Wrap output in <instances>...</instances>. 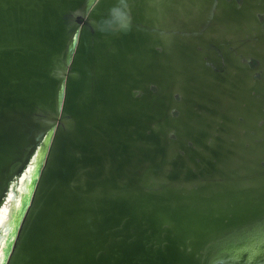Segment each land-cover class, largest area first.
<instances>
[{"label": "water", "instance_id": "water-1", "mask_svg": "<svg viewBox=\"0 0 264 264\" xmlns=\"http://www.w3.org/2000/svg\"><path fill=\"white\" fill-rule=\"evenodd\" d=\"M223 1L0 0V205L51 135L4 264L242 253L229 234L264 221V105L216 59L264 58V37Z\"/></svg>", "mask_w": 264, "mask_h": 264}, {"label": "flooded vegetation", "instance_id": "flooded-vegetation-1", "mask_svg": "<svg viewBox=\"0 0 264 264\" xmlns=\"http://www.w3.org/2000/svg\"><path fill=\"white\" fill-rule=\"evenodd\" d=\"M244 5L252 7L253 13L257 14L256 20L252 21V33L254 35H260L261 37H264V0H224L222 2V6L225 10L218 11L217 13H239L238 10L242 9ZM230 38L232 37H229L228 39L230 40ZM198 48L200 49V51L202 50L201 46H198ZM256 50L259 51V47H257ZM253 52L254 51L250 50L248 47H240L237 44L231 43L229 45L224 44L222 46V49H219V51H217L218 56L216 61L219 62L217 64H220L221 70L226 73L228 71H234L235 74L238 73V75L240 76L244 74V80H246L247 83L251 82L252 86L257 87L259 91H261V94L258 93L257 95V100H259V102L264 105V58L260 53L256 54V51V53H254L259 57H254ZM237 55L240 58V64L236 68L231 67L233 66V63H235V65L238 64L236 58L235 60L233 58ZM227 63H229L228 66H226ZM253 68L258 69L255 70L254 74L251 71V69L253 70ZM176 97L179 98L178 95H176ZM262 110H264V106L262 107ZM173 113H177V110L173 109ZM257 225L259 227H244L239 231L236 230L232 234H229V238L230 240H232L231 244L234 246L236 245V247L233 249L234 252L241 251L242 253L240 255H234V259H232L231 262L228 263L243 264V261L249 263V260L245 259H247L248 256L252 253L253 246H264V221L258 223ZM253 228L255 229L254 232H252ZM251 240H255L253 244H250L249 241ZM245 241L246 243L243 244L242 242ZM240 242L242 243L241 246L238 245V243Z\"/></svg>", "mask_w": 264, "mask_h": 264}, {"label": "bare ground", "instance_id": "bare-ground-1", "mask_svg": "<svg viewBox=\"0 0 264 264\" xmlns=\"http://www.w3.org/2000/svg\"><path fill=\"white\" fill-rule=\"evenodd\" d=\"M50 136H51L50 133H48L46 136V139L43 141V143H45V146L47 145L48 140L50 139ZM45 146L43 147V149L41 148V151L39 150L37 151V154L34 157L35 162L29 164L30 167L28 166V168L24 171L22 176L16 180V182H12L13 186L16 189L15 194L17 196L13 198L12 196L13 192L11 190L8 191L5 195L6 197L4 198V200L2 201L0 205V234L7 231L5 236L3 237L1 236L2 238H0V241H1L0 242V264H4L5 258L7 257V254L9 252V249L12 243V239L14 237L16 225L18 221L20 220V217L24 211L25 205L27 204L29 200L31 190L34 185V180L38 174L39 168L44 158L45 148H46ZM33 165L34 167H32ZM25 178L27 182L23 183V180ZM22 191L25 192L26 194L25 199L21 198ZM9 206H11L14 210L10 215H8ZM216 264H223V263H216ZM225 264H232V263H225Z\"/></svg>", "mask_w": 264, "mask_h": 264}, {"label": "rangeland", "instance_id": "rangeland-1", "mask_svg": "<svg viewBox=\"0 0 264 264\" xmlns=\"http://www.w3.org/2000/svg\"><path fill=\"white\" fill-rule=\"evenodd\" d=\"M6 232L0 234V237L5 236ZM263 256H264V246L261 245V246L254 247V249H252L251 255H249L247 259H251V260L256 259L257 260L255 262H252L251 264H262V263H264V257ZM257 262H260V263H257ZM243 264H249V263L243 261Z\"/></svg>", "mask_w": 264, "mask_h": 264}]
</instances>
